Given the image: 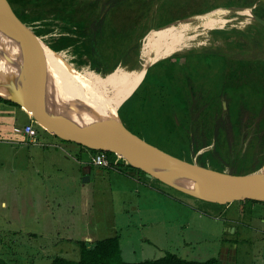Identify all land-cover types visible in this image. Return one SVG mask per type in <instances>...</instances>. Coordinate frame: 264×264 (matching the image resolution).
<instances>
[{"label":"rangeland","instance_id":"374dc122","mask_svg":"<svg viewBox=\"0 0 264 264\" xmlns=\"http://www.w3.org/2000/svg\"><path fill=\"white\" fill-rule=\"evenodd\" d=\"M137 1L132 0L131 4L135 6L138 3ZM242 1L147 0L150 10L146 12L143 22L138 25L136 29L138 31L135 33V37L139 42L136 47L137 50L136 48L130 50L129 57L125 58V63L119 65L113 72L97 74L101 79L105 80L107 76L112 75L119 68L125 71H133L138 66L136 64L139 61L141 62L140 50L142 42L151 30L176 20L196 19L217 9L228 11L227 19H237L240 17H236L235 12L237 10L235 9L241 7L238 5ZM252 8V12L256 16L261 12L264 13L262 11L264 8L258 5L257 2ZM12 14L17 22L20 21L13 12ZM246 18H248L247 21L249 23L244 27L243 32H240L239 35L234 34L227 39L228 43L224 44L223 49L213 48L215 53L228 57L229 66H235V62L244 61V59L256 62L257 60H264L263 27L261 28L256 22H253L249 16ZM83 22L84 20H82ZM19 24L21 25L16 29L17 33L24 38L27 44H31L36 49L39 48L37 50L43 57L53 56L58 53L64 55L67 60L64 63L67 67H64V69L53 70L44 60L40 62L52 75H54L53 73H69L71 69L77 70L86 67L91 70L88 60L80 47L83 38L77 39L79 44L66 49L56 50L54 48L61 38H77L83 33L81 32L82 28H80L78 33L79 28L76 25L63 23L52 16L44 17L32 23H22L20 21ZM234 25H237V22H234ZM85 26L87 28L86 24ZM257 28H260V30ZM223 29L231 30L236 28H230L227 25ZM218 30H210L207 35L211 38H217L221 34V31ZM153 32L159 31H152L151 33ZM207 44L209 42L205 45ZM193 51L198 50L189 52ZM169 57L171 56L158 57L157 62ZM134 59H137V62L134 63ZM255 65L257 68V64ZM92 72L96 73L93 70ZM129 73L132 74V72ZM248 76V79L254 81L251 85L237 88H233L231 84L229 85L235 100L228 99L225 104H230L225 110L221 104L223 113L217 119L220 122L219 126L222 125L224 132L230 129L231 124L232 126L235 124V120H237L235 129L236 125L241 122V126L246 125L248 130L244 129V132L239 133L236 130L233 131V129L228 131L229 133L226 135L229 142L226 140L225 143L218 144L215 152L213 144H208L206 147L199 149L198 152H194L191 147L195 132H197L198 128L201 130L200 127L202 125L199 119H201L202 115L200 114L204 110L202 112L196 110L193 113L194 117L191 125L192 140L191 133L188 139L186 133L180 127L168 130L158 124L161 123L160 120L165 119V113L161 114L164 108L162 104L164 101L171 99L168 96L170 97L172 93L164 91L163 93L157 92L149 95V93L145 92V87L139 88L141 81L144 80V74L126 95L125 100L135 90L131 98L120 110L118 119L125 128L127 127L133 133L139 134L138 131L140 133H142V130L145 131L141 138L142 140L174 159L190 164L195 163L204 168L198 163V157L208 151V154L205 153V162L203 163L210 170L220 172L225 176L227 174L235 175L239 172H250L255 165L260 166L264 162V109H259L257 114L250 110L251 106L257 110L260 103V98L257 94V82H261L264 79V71L259 74V70H257V74L249 73ZM194 80H197L194 86L198 82L197 87L200 85L205 90L212 88L216 82L215 77L202 81H199L197 77ZM148 81L149 78L146 76L144 80L146 88ZM102 89L103 86L98 85L89 87L86 91L81 89L57 92L71 98L77 94L84 96V92H87V94L93 95L91 99L93 101L96 96H98L96 99L103 97ZM150 96H153L152 100ZM223 99L221 98V100ZM111 101L109 99L100 102V108H105L104 110L106 111L109 108V104H112ZM238 101L240 102L241 110L236 114L234 113L235 102ZM203 102V105H205V100ZM178 110L180 111L179 117L182 114L185 115L182 109ZM20 112L24 115L17 116V121L14 125L24 124L26 121L25 117L28 116L32 120H30L29 124L37 132L36 139L38 143L43 145V147L39 146L34 149V160L38 163L41 159L40 154L44 151L55 149L49 147V145L55 142L59 143V140L49 135V132L27 111L21 109ZM229 112L232 117L231 124L226 120ZM2 117L4 115L1 112L0 264H50L55 257L78 261L80 256L78 243L81 242V236L78 233V228L81 226L79 207L81 204L80 191L81 187L84 186L82 184L83 177L80 178L75 175V173L79 174V172L71 165L66 167L68 169L63 170L61 174L50 170V173L54 174H51V178L46 179V182L51 199L44 203L40 193L37 194L35 192L33 199L36 207L35 212L32 214L31 207H24L21 201L22 197L18 196V194L25 195L29 191L30 177L39 179L43 176L42 174L38 176L33 170L26 171L24 166L21 165L23 162L28 161V150H26L28 145L23 147V145L12 140L6 141L7 130H11L13 122H5L3 121L5 117ZM215 127L212 125V119L210 124L207 122V130L212 131ZM217 127L215 129H218ZM22 142L25 141L23 140ZM66 151L70 155V159L82 163L91 159V153L84 148L81 152H71L68 149ZM110 158L112 161L119 159L116 155ZM117 162H120V160H117ZM94 170L93 168L91 179L85 183V188L93 195L88 205H91L92 208L96 207V209L98 207L101 208H99V213L96 214L99 220L98 222L97 218L95 219L96 226L102 228L111 222L115 223L117 227L116 233L120 237L121 258L124 262L137 263L154 260L170 253L182 259L196 262H204L216 258L220 264H263V262L257 261V258L260 256L264 257V204L248 201L243 204L233 203L229 207L210 205L195 200L157 181L138 175L135 170L123 165L121 162L114 167L101 169L102 174L100 175H96ZM131 172L135 173L136 177L127 175ZM93 174L98 176L99 179H94ZM151 183L156 189H160V194H155L146 188V184ZM59 186H61L62 190L61 192L59 191L61 196H57ZM2 199L6 200L7 204L1 205ZM228 227L232 230L228 231ZM110 233V230L104 227L102 232L98 234L97 239L107 237L105 235H110Z\"/></svg>","mask_w":264,"mask_h":264},{"label":"trees","instance_id":"16d2710c","mask_svg":"<svg viewBox=\"0 0 264 264\" xmlns=\"http://www.w3.org/2000/svg\"><path fill=\"white\" fill-rule=\"evenodd\" d=\"M6 2L10 11L13 12L22 23H32L44 17L52 16L63 23L76 25L79 28L78 33L80 32V28H82L83 30H81V32L83 33L79 35L80 37L78 36L73 39L61 38L54 48L56 50L66 49L79 44L77 39L83 38L80 47L88 60L90 69L100 74H109L119 65L125 63V58L129 57L130 50H134L139 43L135 37V33L138 31L136 29L138 25L143 22L146 12L150 10L147 0H138L135 6L131 4L132 0H6ZM240 3L241 4L238 6L250 8L256 1L243 0ZM258 5L264 8V4L258 3ZM262 11H264V9ZM257 16L264 20V13L261 12ZM82 20H84L83 23ZM116 28H118V30H116ZM257 29L260 30V28ZM262 29L264 30V28ZM220 33L219 37L223 39H229L234 34H240V32L235 30L227 33ZM133 61L135 63L137 59ZM254 62L256 61L244 59V61L239 60L235 62V66H229L230 61L228 62V57L217 54L215 50L212 49L193 51L182 55H173L148 68L144 74V80L146 76L149 78L147 88L146 85H144L143 79L139 88L145 87V92L149 93V95H153L157 92L163 93L164 91H170L172 93L170 97L168 96V98L171 99L164 101L162 104L164 108L161 114L165 113V119L160 120L161 123L158 124L168 130L180 127L183 129V132L186 133L187 138L191 133L194 111L199 110L202 112L204 110V112L200 114L202 115L201 119H199L202 127H200L201 130L198 128L197 132H195L194 140H192L191 133V147L194 152H198L199 149L206 147L208 144H213L215 152L218 144L225 143L226 140L229 142L226 135L229 133L228 129L224 132L222 125L219 126L220 122L217 120L220 118L221 113H223V109H221L222 102L228 99L232 101L235 100L233 92L229 89V85L231 84L233 88L251 85L254 81L247 78L249 77L248 74H257V70H259V74L264 71V60H257L256 63ZM255 64H257V68ZM132 66L134 68L133 64ZM197 77L199 81L215 77L216 82L212 88L205 90L200 85L197 87L198 82L196 86H194V83L197 81L194 79ZM134 92L135 90L133 93ZM257 92L260 98V103L257 107L258 111L259 109H264V79L261 82H257ZM133 93L119 108L117 115ZM150 98L152 100L153 96H150ZM221 98L225 100H221ZM203 100H205V105H203ZM197 102L199 103L197 104ZM0 103L21 110V107L18 105L1 98ZM235 103L236 107L234 113L238 114L239 110H241V105L239 101ZM178 109H182L185 115L182 114V116L179 117L180 111ZM250 110L254 111V113L256 111L252 106ZM217 111L219 112L218 117ZM230 114L229 112L227 116L228 120L227 118L226 120L231 124L232 117ZM211 119L213 127H215V125L216 127L219 126L217 127L218 129H215L216 127L212 131L206 129L207 122L210 124ZM236 122L237 120H235V124ZM157 126L160 128L159 125ZM127 130L131 132L130 129L127 128ZM138 132L139 134L131 133L141 139L145 131L142 130V133H140V131ZM64 142L75 144L71 141ZM80 147L87 149L91 153L97 152L83 146ZM105 153L109 160H111L110 157L116 155L112 152ZM205 153L208 154L209 152H204L198 157V163L204 167H206L203 163L205 162ZM117 157L123 164L125 163L121 157ZM263 164L264 162L260 166L255 165L250 172H239L235 175L251 173L259 169ZM111 165L115 164L111 162ZM127 166L132 168L129 165ZM132 169L135 170L136 174L145 177L142 171L135 168ZM248 201H237L233 203L243 204ZM250 202L260 203L255 201ZM208 204L218 205L212 203ZM231 204L218 206L229 207ZM79 252L80 256L78 261H69L62 257H55L50 264H219V260L216 258L204 262H196L182 259L170 253L159 259L127 263L121 258L118 237L104 239L94 243L80 242Z\"/></svg>","mask_w":264,"mask_h":264},{"label":"water","instance_id":"95a60500","mask_svg":"<svg viewBox=\"0 0 264 264\" xmlns=\"http://www.w3.org/2000/svg\"><path fill=\"white\" fill-rule=\"evenodd\" d=\"M255 1L264 4V0ZM235 10H249L253 22L264 28V20L252 12V7ZM189 20L192 18L176 20L151 30L144 37L142 47L152 31H161ZM19 22L13 18L6 0H0L1 99L18 105L47 131L63 140L90 150L112 152L127 165L142 171L147 179L158 181L195 200L218 205L248 200L264 203V164L245 175L226 173L225 176L207 167L167 156L127 130L119 121L117 112L133 92L112 118L81 115L72 98L59 94L35 71V63L42 62L44 58L38 52L39 48L27 44L17 33ZM152 65L145 67L144 74ZM222 105L225 110V102ZM88 180L87 176L83 178V182Z\"/></svg>","mask_w":264,"mask_h":264},{"label":"bare ground","instance_id":"6f19581e","mask_svg":"<svg viewBox=\"0 0 264 264\" xmlns=\"http://www.w3.org/2000/svg\"><path fill=\"white\" fill-rule=\"evenodd\" d=\"M248 12L249 10L235 12L236 17H240L237 18V20L227 19L226 16L228 11L224 9H217L210 13L204 14L199 18L178 24L175 27L170 26L169 28L159 32H153L151 33V36L146 39L145 44L141 48V62L139 61L140 63L138 62L136 64L138 66L134 68L133 71H125L122 68H119L115 73L107 76L105 80L101 79L97 73L92 72V70H89L87 67L77 70L71 69L69 73H53L54 75L45 69L44 65H42L40 62H38L39 65L35 63L36 68H34L35 71L40 74L42 78L45 79L47 83L51 85L56 91H75L97 85L105 86V88L110 89L112 86L116 85V95L114 98H109L112 100V104H109V108L106 111L104 110L105 108H100V103L95 106L97 100L94 102V104L72 98L75 107L79 110L81 115H95L101 117V119H104L105 116L113 113L110 116L112 118L115 115L118 107L125 100V97L132 86H134L141 78L142 74H144V70L147 65L156 63L158 57L161 56L182 55L188 53L191 50L202 51L213 48L223 49L224 44L228 43V40H224L220 37L211 38L207 35L208 31L219 29L218 31L225 33L231 32L232 30L243 32L244 27L249 23L247 21L248 18H246L249 16ZM234 22H237V25H234ZM227 25L230 26V28L236 29L224 30L223 28ZM207 42H209V44L205 45ZM43 58L44 61L47 62L46 64L53 70L67 67L64 64L67 60L65 59L64 55H62V53ZM129 72H132V74ZM109 99L105 98L103 100Z\"/></svg>","mask_w":264,"mask_h":264},{"label":"crops","instance_id":"0c3cea01","mask_svg":"<svg viewBox=\"0 0 264 264\" xmlns=\"http://www.w3.org/2000/svg\"><path fill=\"white\" fill-rule=\"evenodd\" d=\"M116 88H117L116 85L112 86V88H110V89H107V88H105V86H103V89H102L103 90V97L100 99H96V97H98V96H96L94 98L95 100H93V101H91L93 95L87 94V92H84L85 93L84 96H82L81 94H77V95L73 96V99L85 101L88 103H94L97 100V103L96 104L94 103L96 106L100 102L104 101L103 99H105V98L106 99H109L110 97L114 98L116 95V93H115ZM86 89L84 91H86ZM65 92H68V91H65ZM109 94H111V95H109ZM108 95H109V97H108ZM20 111L21 110H18L16 107H12V106L0 103V113L2 112L4 117H5V118L2 117V118H4L3 121L13 122V126H12L11 130H7V133H6L7 140L6 141L12 140L13 142H16V143H19L20 145H23V147L28 145L27 149H26V150H28L27 151V154H28L27 160L28 161L23 162L21 165L24 166V169L26 171L33 170L36 174H38V176H40L41 174L43 176L39 179L34 178V177H30L29 186H28L29 191L25 195H19L17 193L18 196L22 197V200H21L22 205L24 207H26V206L31 207V213L33 214L35 212V207H36L34 199H33V197L35 196V192L37 194L40 193L41 197L43 198L44 203H46V201L51 199V194L49 193V189H48L47 182H46V179H50L51 174H54V173H50V170H52V172H58V174H61V172H63V170L68 169L66 167H70L69 165H71L74 168H76L79 172V174L75 173V175H78L80 178L81 177L84 178L85 176H87V178L89 180L92 177L93 168L95 169L94 173L96 175H100V174H102V172H101V170L99 171V169L93 167L91 160L90 161L88 160L87 162L82 163V162L76 161L74 159H70V155L67 153L66 150L68 149L71 152H77V151L81 152V150L83 149L80 147L81 145L76 144V143L72 144V143L64 142L65 140H63L62 138L58 137L57 135H55L49 131H47V132H49V135H52L56 139H58L59 143L55 142V143H52L51 145H49V147H52L55 149L42 152V154H40V156H41L40 161L38 163H36L34 160V155H35L34 149L38 148L39 146L43 147V145L38 143L37 139H36L35 143H31V141L26 136H24L23 133L21 132L23 126L26 124H29V122L31 120L30 118H28V116L25 117L26 121L24 122V124L17 125V126L14 125V123H16V121H17V116L19 117V115H24V114H21ZM112 114L113 113L105 116V118L108 116H111ZM23 140L25 142H22ZM32 144H34V145H32ZM89 153H91V152H89ZM91 156H92V153H91ZM41 160H42V163H41ZM117 160H119V159H115V161H111V162H113L115 165H118L121 161L117 162ZM115 165H112V167H114ZM95 174H93V177H94V179L98 180L99 177L95 176ZM127 175L129 177H132V176L136 177L135 176L136 174L133 172H131ZM137 179H139V178H137ZM87 182L88 181H85L82 183V184H84V186L81 187V191H80V199H81L80 202H81V204L79 207V216L81 215V226H80V228H78V233H80L81 242L94 243V242L101 241V240L108 239V238H114V237L120 238L116 233L117 227H116L114 222L106 224V226H103L102 228L100 226H96V222H95V219L97 218L96 214L99 213L100 207H98L96 209V207L92 208L91 205L90 206L88 205L89 202L92 200L93 195L87 188H85L86 187L85 183H87ZM146 188L151 190L155 194L161 193L159 191L160 189L159 190L156 189V187H154L152 183L146 184ZM59 191L60 192L62 191L61 186L58 187L57 196H61ZM55 193H56V191H55ZM5 204H7L6 200L2 199L1 205H5ZM97 221L99 222L98 218H97ZM263 222H264V219H263ZM104 227H107L110 230V232H111L110 235H105L107 237L97 239L98 234H100L102 232V229H104ZM227 230L230 231L232 229H230L228 227ZM257 261L263 262V264H264V257H262V256L258 257Z\"/></svg>","mask_w":264,"mask_h":264},{"label":"built area","instance_id":"2783aa9c","mask_svg":"<svg viewBox=\"0 0 264 264\" xmlns=\"http://www.w3.org/2000/svg\"><path fill=\"white\" fill-rule=\"evenodd\" d=\"M21 132L31 141V143L36 142L37 132L31 124L24 125ZM90 160L92 165L99 170L112 167L111 162L104 151L92 153Z\"/></svg>","mask_w":264,"mask_h":264},{"label":"flooded vegetation","instance_id":"af4514ba","mask_svg":"<svg viewBox=\"0 0 264 264\" xmlns=\"http://www.w3.org/2000/svg\"><path fill=\"white\" fill-rule=\"evenodd\" d=\"M63 69H64V68H63ZM224 102H227V101H224ZM229 104H230V103H229ZM229 104H228V105H229ZM256 104H257V103H256ZM228 105H227V106H228ZM227 106H226V107H227ZM255 110H256V109H255ZM239 111H240V110H239ZM255 114H257V110L255 111ZM227 120H228V118H227ZM244 126H245V127H244ZM249 128H250V127H249ZM232 129H233V131L236 130L238 133H239V132H244V131H245L244 129H247V130H248V128H247L246 125H242V126H241V122H240L239 124L236 125V129H235V124H234L233 126H232V124H231L230 129H228V131H231ZM255 131L257 132V130H255ZM229 146H230V145H229Z\"/></svg>","mask_w":264,"mask_h":264},{"label":"clouds","instance_id":"9594fccd","mask_svg":"<svg viewBox=\"0 0 264 264\" xmlns=\"http://www.w3.org/2000/svg\"><path fill=\"white\" fill-rule=\"evenodd\" d=\"M123 165H126V164H123Z\"/></svg>","mask_w":264,"mask_h":264}]
</instances>
